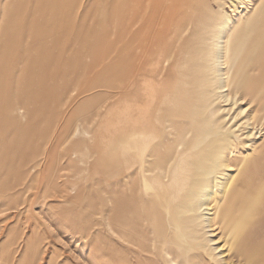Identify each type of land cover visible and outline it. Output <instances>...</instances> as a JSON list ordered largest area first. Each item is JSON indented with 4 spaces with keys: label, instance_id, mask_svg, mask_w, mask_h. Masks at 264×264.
<instances>
[{
    "label": "rangeland",
    "instance_id": "obj_1",
    "mask_svg": "<svg viewBox=\"0 0 264 264\" xmlns=\"http://www.w3.org/2000/svg\"><path fill=\"white\" fill-rule=\"evenodd\" d=\"M174 1L175 14H193L194 6L196 15L243 26L232 39L244 34L249 42L250 87L246 99L226 102L196 83L195 98L181 105L193 110L189 123L161 110L194 133L192 147L178 142L169 173L159 165L145 173L183 188L154 203L136 174L113 182L108 171L128 157L124 141L136 138L139 119L161 109L144 73L156 81L170 71L171 58L155 73L149 56L167 39L163 23ZM262 124L264 0H0V264H264ZM171 132L169 121L157 124L156 142L174 145ZM219 145L235 167L225 172L232 181L225 193L207 190L215 197L210 228L211 212L198 209L193 195L206 192L198 184L216 183L222 166L199 169L207 157H194H211ZM141 146L135 155L147 166L152 154ZM185 160L194 172L186 180ZM141 215L156 224L149 259L127 242L130 220Z\"/></svg>",
    "mask_w": 264,
    "mask_h": 264
},
{
    "label": "bare ground",
    "instance_id": "obj_2",
    "mask_svg": "<svg viewBox=\"0 0 264 264\" xmlns=\"http://www.w3.org/2000/svg\"><path fill=\"white\" fill-rule=\"evenodd\" d=\"M178 1L179 0H177V2ZM175 2L176 1H174L170 5L169 12L167 13V16L164 19V23H163L164 33H166L167 35V37L165 35V38L167 39L163 43H160L156 51H153L149 56L154 66L152 70L155 73H159L160 70H162L163 68V62L166 59L171 58L170 71L164 74L163 77L157 78L156 81L151 80L149 75H147L149 73H147L146 71V73H144L145 75L144 80L149 81V85H148L149 96L152 99V105L155 106V103L158 102V98L161 100L164 98L163 93H165V95L168 94L167 97L169 98L167 100H164V104L162 108L163 111L169 108L173 111H178L175 112V114L178 113L177 116L179 118L186 119L188 120L187 123H189L188 118L190 115H192L193 110L191 111V108L189 110H187L185 107L181 108V105L183 103L182 102L183 99L187 101L195 98L194 95H192V93H194L195 91L196 83L198 84L199 88H202L207 93L209 87H212L213 90L219 93V95H221V98L224 99V101L226 102L232 99L234 100L246 99L245 97L247 96L246 91L250 87L249 84L250 76L248 75V62L246 55L247 53H249L248 51H250L249 50L250 48H249V42L244 39L245 38L244 34L243 36L241 35L234 40L232 39V33L235 30L237 31L238 28L242 30L243 27V26L238 27L237 22L234 23L231 21L223 22L218 19H213L212 16L208 14L196 15L195 14L196 8L191 5L190 8L193 14L185 15L182 14L181 12L175 14L174 13L175 11L174 12L172 11L173 6L174 9L176 6H178L175 4ZM261 21L263 22V18L260 20V22ZM247 25L248 24L246 22V26ZM187 27L189 28V32L186 33V36L180 40L181 35L186 32ZM253 27H255V25H253ZM179 64H181L183 73H181V77L179 79L180 81L178 83L177 74L175 73H177V70L181 71ZM212 72L213 74L215 73L217 75V79L215 81L211 80L210 78ZM177 83L179 84L178 86ZM175 87H176V92L174 96H172L173 95L172 92ZM210 100L211 98L207 99L206 103L209 102ZM249 102L252 103L253 100L249 99ZM207 104L204 103V105L208 106ZM158 118H159L158 120L162 121L163 125L166 121H169L170 130L172 131L171 135L174 138L173 139L174 145L171 144L172 141L170 140V138H168L166 139V141H163L158 145H153L154 146L153 148L152 139L154 138L155 129L153 127H150V123L147 119H142V120L140 119L138 121V126H140L141 128L140 131L143 135L142 139L138 142V145L139 146L142 145L141 147L145 146L146 150L150 151L152 154L154 163L152 162L153 164L148 166L149 167L148 171L150 172L152 171V168L158 166L156 162L157 160H159L160 166H162L163 164L162 158H163V153L165 151L164 156L168 160L164 163L162 168L164 169L163 170L164 174H167L169 173V169L171 168V165L177 159V156L174 157L173 153L175 152L176 149H179L181 147V144L178 142L185 141L187 139V141L189 140L190 142L189 145H191L192 147V134L194 133V129L191 125L188 126L187 124H185V122L181 120L177 122L174 121V119L169 118L164 113H160ZM259 120L260 119H256V120L254 119L255 123L257 124H259L260 122ZM187 128L190 129V136L186 135ZM216 133L219 136V132ZM194 137L195 136H193V138ZM204 139L207 140L208 138H206L205 136ZM217 140L221 141L220 138H217ZM199 143H200L199 149L201 148L203 149L205 143H202L201 141ZM125 146L127 147L128 151L132 150V147L129 144H125ZM222 147H220L219 145L218 148L219 150L218 149L213 150L212 153L213 156L211 155V157L214 158V160L210 159L211 157L207 156V153L204 152L205 150H203L204 153L201 150L203 154H199L195 157V158L204 157V155L207 157L206 162L205 161L200 162L199 169H204V170L206 169L207 171H210L213 166H216L217 161H220V164L222 166L221 175L223 176L224 179L221 176L218 177L217 180H215L216 183L210 181V183H208L206 186L202 184H198L196 186V189L197 190L201 188L206 189V192L205 193L198 192L197 195H193L196 198L195 206L198 209H203V211L207 210L208 212H211L210 214L211 217L210 218L207 217L209 218L208 225L210 228L213 227V223L215 222V217L214 214L212 213L215 209V205H214L215 197L211 192V190L209 192H207V190L217 189V191L221 190L223 193H225L229 189L232 183L231 177L230 176L228 177L227 175L226 177L225 172L227 171L230 173V171L235 167V165H233V160L231 158L229 159V156L225 155V153L221 151L220 148ZM148 163L149 162H147V164ZM142 171L143 168L142 169L139 168L140 173L137 175V181L135 183L141 189L146 188L147 191L152 192L153 190L150 187H152L153 182H155L158 179L156 176L157 174H154L155 176L152 177L146 175L145 173L142 174L143 173ZM184 171L185 169L182 170V174L184 176V180H186ZM191 174H194L192 168H191L190 176ZM131 177L133 176H130V178ZM130 185H131L130 186L131 189L135 188V185L133 184ZM164 188H166L164 192L168 196H172L173 194L176 193L175 192L176 189H180L177 185L174 184H173V188H171L167 183L164 184ZM168 188L169 191H167ZM130 222H133L134 226L129 237H127V242L131 246H136V249L141 247L140 251L142 253H146V257L149 259V255H154L153 249L155 248L154 247L155 242L158 238L155 232L156 224L147 223L146 220L142 218V215L140 216V218L139 217L132 218ZM138 226L141 228L140 231L141 233L137 232ZM148 226L151 228H147ZM135 233L143 234V237L144 238L147 237L148 239L141 240V238H137L134 236ZM133 239H135L137 242L134 243ZM140 256L142 257V254H138L139 261H140Z\"/></svg>",
    "mask_w": 264,
    "mask_h": 264
},
{
    "label": "crops",
    "instance_id": "obj_3",
    "mask_svg": "<svg viewBox=\"0 0 264 264\" xmlns=\"http://www.w3.org/2000/svg\"><path fill=\"white\" fill-rule=\"evenodd\" d=\"M175 89H176V87L174 88V90H173V92H172V96H174V94H175ZM168 94H166L165 95V93H163V96H164V98H165V96H167ZM163 98V99H164ZM167 100V99H166ZM157 103V102H156ZM157 104H160V107L159 108H161V109H159V111H158V113L157 114H155L156 116H153V117H150L149 116V112L148 113H145L144 114V116H142L140 119L142 120V119H147L148 121H149V123H150V127H153L154 129H155V127L157 128V124H160V125H163V123H162V121H160V120H158L159 118H158V116L160 115V113H161V110H162V107H163V104H164V100H161V99H159L158 98V103ZM139 119V120H140ZM131 126V124L130 123H128L127 124V129H129V127ZM136 126H138V124H136L134 127H136ZM164 126V125H163ZM130 135H127L126 136V138H125V141H124V144H129V141H130ZM142 137H143V135H142V133H141V131L136 135V138H134L131 142H130V146L132 147V150H130V151H128L127 150V147H125V150H127L128 152H129V155H128V157L127 158H124V159H119L118 161H116V162H113L111 165H110V167H109V171H108V178L111 180V181H113V182H115L116 180H117V178H119V176H121V175H126V176H128V177H130V176H133L134 174H136V176L140 173L139 172V168L140 169H142L143 168V173L142 174H144V173H147V174H149L150 173V171H148V169H149V165H151V164H153L154 163V159L152 158L151 159V161H149V163L147 164V166H145L143 163H142V161H141V159L139 158V156L138 155H135V151H136V147H137V144H138V142L142 139ZM164 140H161V141H158V142H156V139H155V136H154V138L152 139V147L154 148V146L153 145H158L159 143H161V142H163ZM151 147V148H152ZM149 150H150V147H149ZM164 154H165V151H164V153H163V158H162V161H163V164H162V167H163V165H164V163L168 160L165 156H164ZM195 158V157H194ZM153 162V163H152ZM157 162V164L160 166V162H159V160H157L156 161ZM182 165H181V168H182V170L183 169H185V171H184V174H185V179H186V177H187V175L188 174H190V172H191V164H190V162H187L186 160L183 162L182 161V163H181ZM140 166V167H139ZM155 166V165H154ZM155 176V175H154ZM156 181H158L159 183H157V185H156ZM155 182H153V186L152 187H150L153 191L152 192H150V191H147L146 190V188L145 189H143L144 191H146L147 193H149V194H151V196L153 197H155V198H153V200H154V203H155V201L157 202V201H159V202H161V200H162V197H165V196H167L168 197V195L167 194H165V190H166V188H164V184H166L164 181L162 182V180H159V179H157ZM162 183V184H161ZM185 183V182H184ZM183 188H180V189H176V193H180V191L182 190ZM174 190V189H173ZM167 191H169V188L167 189ZM174 192V191H173ZM161 198V199H160ZM156 199H158V200H156ZM163 200H164V198H163ZM161 213H162V211H161Z\"/></svg>",
    "mask_w": 264,
    "mask_h": 264
}]
</instances>
